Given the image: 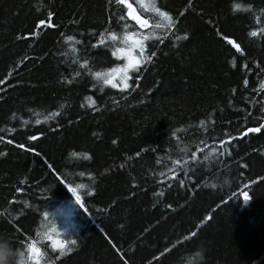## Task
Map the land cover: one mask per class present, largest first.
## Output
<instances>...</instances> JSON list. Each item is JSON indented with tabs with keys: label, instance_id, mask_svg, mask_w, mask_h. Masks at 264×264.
Segmentation results:
<instances>
[{
	"label": "trees",
	"instance_id": "1",
	"mask_svg": "<svg viewBox=\"0 0 264 264\" xmlns=\"http://www.w3.org/2000/svg\"><path fill=\"white\" fill-rule=\"evenodd\" d=\"M157 2L174 16L184 11L174 31H188L189 39L147 42L146 52L157 53L154 62L121 92L110 86L101 90L98 84L93 88L96 81L87 72L72 84L62 79L79 70L62 34L83 42L77 48L92 71L123 63L111 56L110 46H89L97 38L93 33H121L119 6L110 8L108 0H0V79L11 73L0 84V152L6 153L0 157V212L8 213L7 218L0 215V235L22 239L7 220L23 211L26 200L29 209L17 225L24 235L46 231L42 225L47 223L56 225L59 239L77 240L62 264H123L112 244L129 264H187L186 255L198 247L204 250V264H264V181L256 180L264 178V130L239 136L264 121L259 110L264 104L257 103L264 100L259 89L264 39L246 35L253 26L252 13L232 12L234 0H192L190 9L187 0ZM235 2L264 8V0ZM49 10L55 13V27L36 28ZM222 35L241 43L245 56ZM86 96L96 100L95 111ZM52 112L58 115L45 122ZM201 119L214 121L206 124L207 132L198 126ZM40 133L37 141L26 139ZM226 134L236 137L228 145L231 156L207 162L201 158L187 176L179 174L184 186L160 175L172 160L187 158L186 147L190 154L206 143L207 152L216 141L222 151L218 140ZM9 139L14 143L8 144ZM20 143L36 147L38 154L20 149ZM74 151L89 153L91 159L71 156ZM49 164L64 178L58 180ZM249 180L254 181L247 188L250 201L233 198ZM78 183L86 185L78 190L86 201L83 208L69 188ZM16 187L22 192L16 193ZM93 187V195L86 196ZM13 198L20 203L9 204ZM43 212L49 213L46 220ZM209 214L211 221L197 230ZM189 231H197L196 237L177 245ZM165 247L172 250L153 261ZM13 249L24 251L18 245ZM15 264H20L19 256Z\"/></svg>",
	"mask_w": 264,
	"mask_h": 264
},
{
	"label": "snow or ice",
	"instance_id": "2",
	"mask_svg": "<svg viewBox=\"0 0 264 264\" xmlns=\"http://www.w3.org/2000/svg\"><path fill=\"white\" fill-rule=\"evenodd\" d=\"M188 8L190 9L192 6V0H187ZM109 7L111 8L113 5L119 6L121 10V14L119 15V21L123 22V28L121 33H117L116 31H100L98 33H93L97 36L94 43H91L89 46L93 49H98L101 46L104 47H111V56L117 59H123V63L116 64L114 67L100 70V71H92L90 60L80 53V50L77 48V45L82 44V41L76 39L74 35H63L62 39L67 42V47L71 50V56L74 57V66L78 65V69L73 71L69 77L63 78L65 83L72 84L73 80L80 78L85 72L88 75L92 76V78L96 81L95 84L92 85L93 88L100 86L101 90H103L104 86H110L114 89H119L121 92H125L129 90L132 85L129 83L130 80H134L133 83L139 81L141 79L140 73L146 68L149 64L154 62V58L156 57L157 53L155 51L146 52V44L149 41H155L156 43L163 44L165 39L174 38L175 41H186L189 39V32L186 30L182 31L181 35L175 34V29L178 28V19L184 15V11L177 12L175 16L170 10L167 9V5H158L157 0H108ZM188 9H185L187 11ZM232 12H251L252 13V20L253 26L249 28L247 31V36L250 38H261L264 39V23H262V18H264V8L255 9L251 3L243 4L241 2H234L231 6ZM55 13L51 10L47 11V18L40 19L36 24V28H48V27H55L52 23V18L54 17ZM146 16H150L153 23L150 24L149 19L145 18ZM111 19V17H109ZM129 21L132 22V28L135 30H130L129 28ZM212 22V21H210ZM147 30V31H145ZM218 35H221L219 30L217 31ZM32 35H36L35 32ZM222 39L226 41L230 46L235 49V52L238 53L241 57L245 56V48L241 46V43H237L236 39L231 38L229 35H222ZM119 44L120 46L117 47L116 45ZM86 51V50H85ZM68 53H66L67 55ZM25 60L28 57H24ZM23 63V61H20ZM233 66H235V59L232 61ZM241 67L248 69L247 64H242ZM11 75L9 73L3 79H0V84H4L5 81L8 79V76ZM243 84L245 87L248 85L247 78L243 79ZM259 89L264 91V80L259 83ZM233 92L236 90L233 89ZM2 98V97H0ZM86 104L89 108H92L93 111L96 110V100H94L91 96L85 97ZM231 103V101H229ZM258 104H264V100L257 101ZM84 105H81L83 107ZM63 107V106H61ZM262 113H264V107L259 109ZM57 112H52L48 116L44 117L45 122L49 119H53ZM26 123V122H25ZM36 124H40L41 121L37 119L35 121ZM71 123V121H69ZM207 123H214L210 119H201L199 121V127L204 129L205 132L208 131L206 127ZM57 127H60L57 124ZM264 130V121H260L257 123V126L248 127L246 130L241 131L239 136L246 137L248 133H260ZM10 132L16 131V129H9ZM177 131L179 129L172 132V135L175 137L177 135ZM43 134L40 133L39 135H29L27 136L28 141H37L39 136ZM95 135V134H94ZM236 137H232L226 134V138H221L218 140V145L222 148V151H218L217 142L213 141L211 148L205 152V148H208V145L204 143V148L199 146L195 147V151H191L190 154L188 153L187 147L184 149L185 155L187 156L186 159H176L172 160L171 164L172 167L167 169L166 172H161L160 175L164 177L165 180L169 179H177L180 186H184L185 181L178 179L179 174L182 172L184 175H188V170L190 166H195L200 159L202 158L203 161L207 162L213 159H219L225 155L231 156V152L229 150V143L231 140L235 139ZM0 140H4V137H0ZM8 144H13L14 141L9 139L6 141ZM116 140H113L112 143L116 144ZM22 150L32 152L34 154H38L36 147H26L24 143H20L16 145ZM144 151L141 149V152ZM5 152H0V157L5 156ZM71 156H81L91 159L89 153H79V152H72ZM138 157L140 152L135 153ZM157 164L160 163L159 160L156 161ZM51 172L57 177V179H63L61 173L57 172L56 169L52 165H47ZM123 167V165H121ZM243 167H247V165H243ZM170 173V176L168 175ZM81 176L84 173L80 174ZM89 175H92L89 173ZM189 180L191 177L189 176ZM258 181H264L262 177H256ZM20 185H25V180L19 181ZM254 181L249 180L247 184L243 186V188H238L237 192L232 193V197L235 198L236 196H241L244 202L250 201L251 197L247 188L249 185L253 184ZM215 187V184L211 185ZM70 191L76 196V200L80 203V206L83 208L86 201L82 200L81 194L78 190L85 189L86 185L83 183H78L75 187L69 185ZM42 191H44L42 189ZM16 193L22 192V187L15 188ZM95 192V188L93 187L90 191L86 192V196H92ZM160 196H163L164 193L161 191L159 192ZM20 203L15 201V198L8 201L9 204L12 203ZM221 204L226 203L225 200H221ZM23 211L19 212L18 215H13L10 220H7L8 225L14 230V232L21 236L22 239H15L10 240L7 236L0 235V245H9L13 249V245H18L22 247L24 251H16L20 257V264H62V260L65 256L72 253L74 248L77 247V240L76 239H59L58 236L60 233L57 231L56 225L48 226L47 223L42 225V227L46 228V231L40 232L36 231L34 233L35 237H39L40 239L34 238V236H26L21 231V228L17 225L19 224V220L23 218L26 214L27 210L29 209L28 202L25 200L22 202ZM167 208L171 209L172 205H166ZM87 211V208H84ZM0 215L5 216L7 218L8 213L0 212ZM42 216L47 219L49 216L48 212H43ZM212 219L211 214L205 215L200 221L199 224L196 225L197 230L200 227L206 225ZM197 235V231H189L186 236H182L179 240H177L176 244L181 245L185 241H189L195 238ZM41 242H44V247H41ZM111 243V241H109ZM112 247L115 249L117 253L121 254V259L123 260V264H129L128 260L124 259L123 253L121 250L115 245L112 244ZM14 250V249H13ZM172 249L170 247H165L162 252H159L158 255L153 256V261L160 260L164 255L169 253Z\"/></svg>",
	"mask_w": 264,
	"mask_h": 264
},
{
	"label": "clouds",
	"instance_id": "3",
	"mask_svg": "<svg viewBox=\"0 0 264 264\" xmlns=\"http://www.w3.org/2000/svg\"><path fill=\"white\" fill-rule=\"evenodd\" d=\"M18 253L9 245H0V264H15ZM187 264H204L203 248H196L186 255Z\"/></svg>",
	"mask_w": 264,
	"mask_h": 264
}]
</instances>
